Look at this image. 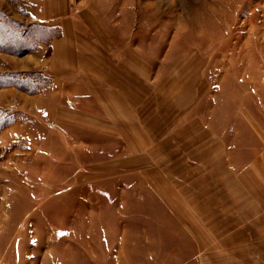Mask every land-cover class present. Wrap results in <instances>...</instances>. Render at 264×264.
Here are the masks:
<instances>
[{"label":"rangeland","instance_id":"1","mask_svg":"<svg viewBox=\"0 0 264 264\" xmlns=\"http://www.w3.org/2000/svg\"><path fill=\"white\" fill-rule=\"evenodd\" d=\"M30 5L0 0V264H196V225L209 233L212 214L217 224L245 222L240 208L264 194V0L71 1L80 33L97 43L86 48L95 70L107 38L126 81L137 68L159 82L148 103L161 112L149 118L158 136L136 152L133 137L126 147L68 118L54 123L58 106L43 116L2 98L6 87L34 95L52 86L47 60L3 73L5 58L39 48L47 58L39 40L62 36ZM59 79L86 83L84 74Z\"/></svg>","mask_w":264,"mask_h":264},{"label":"crops","instance_id":"2","mask_svg":"<svg viewBox=\"0 0 264 264\" xmlns=\"http://www.w3.org/2000/svg\"><path fill=\"white\" fill-rule=\"evenodd\" d=\"M71 1L19 0L20 6L23 4L28 8L31 3L32 5L30 6L36 8L35 13L32 15L36 22H58L62 30V36L52 41L50 55L47 58H44L45 51L42 48L23 56H9V58H5L8 60V63H11V68L9 71L3 73L11 75L24 74L31 69L40 70L44 61L47 60L45 68L53 79L51 89L47 88V91L29 95L18 91L14 87H6L3 88L5 90H3L2 98L6 100L9 98L8 94H10L12 96L10 101L12 109H16L15 107L19 106L21 112L26 110L29 112L30 107L36 106L34 108L36 109L35 112L37 114L42 113L43 116H47L44 111L45 109H49L47 108L48 106L50 108L58 106L57 109L51 110L52 114H54V123L58 122L57 120L64 122L68 118L69 121L80 122L79 124H82L87 130L99 131L100 137L104 138L102 140L115 137L121 141L124 140L126 147H131L129 143L135 141L134 152L140 148L150 147V137L158 135L152 131L154 130V125L150 123L149 118L152 114L155 115L157 112H160V110L156 108V105L148 103L154 100L155 95L153 90L157 88L159 82L156 81V77L151 78L149 69L142 71L137 68L131 71L132 74L136 75V81H126L124 78L126 74L125 70L121 69L119 71L115 68L118 64L108 55L115 47L107 38L100 41L104 52H101L100 69L95 70L97 61H95V57L86 48H91L92 45L95 46L97 43L94 35L92 37L80 33V20L72 16ZM77 74H84L85 84H81L82 82H80V85H71L70 82L73 81L70 80L71 76ZM59 77H64V79L66 78L70 81L61 82L60 79L56 80ZM170 84V82L165 81L164 83L160 82L159 86L161 89H165L164 86H169ZM188 86L190 85L186 87ZM151 88L153 90H150ZM167 89L170 90V86ZM98 90H100L99 93L97 92ZM136 90L146 91V94L143 96L144 99L136 100L133 97L132 93L134 94ZM190 90L191 92L183 94L187 98V101L188 97L193 96V90ZM74 91L78 93L74 94ZM137 95L140 97L139 93ZM187 101L186 106L178 105L177 108L180 110L187 109ZM126 105H129V110L132 112L130 116L125 113ZM133 105L136 107L135 111L134 107L131 109ZM63 107H66L65 109L69 107L65 114L61 113V108ZM168 110L171 115V105ZM95 119L100 121V125H96ZM163 120H166V117ZM123 122L128 123L127 126L122 127L121 124ZM142 122L144 123L143 129L141 127ZM157 126H160V123H157ZM145 129L153 133L142 135L140 131H146ZM131 137L134 140H125L131 139ZM256 197L258 200L249 203L244 208H240L241 210L245 209V212H250L243 214L247 218L245 222L236 223L233 226L226 225L221 221L217 224L214 220L216 217L212 214L213 225H209V233L205 232L207 229L199 225V223L196 225L197 234L200 235L197 238L198 252L196 264H264V194ZM202 214V220L204 221L203 218L206 212L203 211ZM239 216H242V214H239ZM210 232H212L213 238L208 236ZM217 233L218 236H216Z\"/></svg>","mask_w":264,"mask_h":264},{"label":"trees","instance_id":"3","mask_svg":"<svg viewBox=\"0 0 264 264\" xmlns=\"http://www.w3.org/2000/svg\"><path fill=\"white\" fill-rule=\"evenodd\" d=\"M37 36H39V35H36V34H35L34 37L38 38ZM60 36H61V32H59L58 34L54 35L53 38H55V37H60ZM34 37H33V38H34ZM38 39H39V38H38ZM51 41H52V39H51ZM51 41H50V42H46V41H43V40H39L40 44H47V45H49V46H50Z\"/></svg>","mask_w":264,"mask_h":264}]
</instances>
